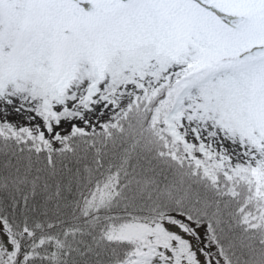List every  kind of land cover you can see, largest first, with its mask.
I'll return each instance as SVG.
<instances>
[{"label":"snow or ice","instance_id":"snow-or-ice-1","mask_svg":"<svg viewBox=\"0 0 264 264\" xmlns=\"http://www.w3.org/2000/svg\"><path fill=\"white\" fill-rule=\"evenodd\" d=\"M0 264H264V0H0Z\"/></svg>","mask_w":264,"mask_h":264}]
</instances>
